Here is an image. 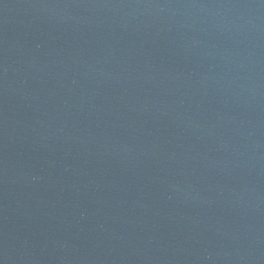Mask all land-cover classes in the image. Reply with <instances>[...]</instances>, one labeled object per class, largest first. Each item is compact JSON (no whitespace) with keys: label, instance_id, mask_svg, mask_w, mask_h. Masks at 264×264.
<instances>
[{"label":"water","instance_id":"obj_1","mask_svg":"<svg viewBox=\"0 0 264 264\" xmlns=\"http://www.w3.org/2000/svg\"><path fill=\"white\" fill-rule=\"evenodd\" d=\"M0 264H264V0H0Z\"/></svg>","mask_w":264,"mask_h":264}]
</instances>
